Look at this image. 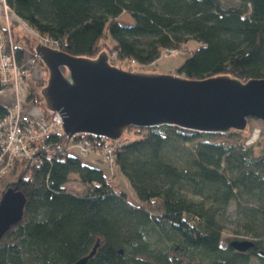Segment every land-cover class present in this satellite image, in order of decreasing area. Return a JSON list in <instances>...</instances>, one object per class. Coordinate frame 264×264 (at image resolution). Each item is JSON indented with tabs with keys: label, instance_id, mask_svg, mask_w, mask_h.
I'll return each mask as SVG.
<instances>
[{
	"label": "trees",
	"instance_id": "obj_1",
	"mask_svg": "<svg viewBox=\"0 0 264 264\" xmlns=\"http://www.w3.org/2000/svg\"><path fill=\"white\" fill-rule=\"evenodd\" d=\"M14 15L71 56L116 53L112 65L148 71L164 52H188L174 74L199 80L228 75L245 82L264 78V0H6ZM229 4V3H228ZM121 15L131 24L118 22ZM190 41L198 46L188 47ZM14 45L16 58L34 52ZM42 70H47L38 59ZM64 71V69H62ZM47 78V77H46ZM31 82L27 101L46 110ZM7 102L0 103V117ZM250 120H248V123ZM228 134L176 126L130 127L129 141L113 164L132 187L137 203L116 191L100 168L69 155L72 140L53 137L55 154L39 164L15 162L7 190L25 198L23 215L0 239V264H74L98 243L87 264H250L264 252V125ZM88 135H79L75 139ZM78 187L70 188V175ZM230 205L233 209L230 211ZM254 246L238 253L222 246L226 225ZM231 238H224L230 242Z\"/></svg>",
	"mask_w": 264,
	"mask_h": 264
},
{
	"label": "water",
	"instance_id": "obj_2",
	"mask_svg": "<svg viewBox=\"0 0 264 264\" xmlns=\"http://www.w3.org/2000/svg\"><path fill=\"white\" fill-rule=\"evenodd\" d=\"M34 52L47 70L39 94L46 110L61 116L67 138L88 135L115 140L130 127L164 125L225 135L244 131L248 120L264 125V78L242 82L217 75L193 80L117 67L108 61L106 51L87 58L36 43ZM24 201L22 194L10 189L1 196L0 239L22 218ZM228 246L246 253L254 243L234 239ZM97 247L98 243L74 264H87ZM257 255L264 260L263 251Z\"/></svg>",
	"mask_w": 264,
	"mask_h": 264
},
{
	"label": "built area",
	"instance_id": "obj_3",
	"mask_svg": "<svg viewBox=\"0 0 264 264\" xmlns=\"http://www.w3.org/2000/svg\"><path fill=\"white\" fill-rule=\"evenodd\" d=\"M10 12L12 10L8 7L6 0H0V15L4 16L5 21V27H0V100L4 99L7 102L5 113L0 117V179L7 176L15 162L31 166L41 163L44 154L46 159L53 156L55 148L49 146V141L53 137L67 138L58 112L43 115L39 109L27 101L31 81L35 79L31 67L37 62L39 56L32 52L24 54L20 60H17L8 20ZM36 35L37 43L58 49V43L55 40ZM169 53L175 54L176 51ZM115 59L116 53L108 55V61L111 64ZM122 62L134 63L129 59H124ZM29 109L36 110L37 114H29ZM77 136L79 135L67 139L72 140V145L76 146L81 153L87 154L91 150H96L102 154L104 160L111 163L115 150L129 141L123 136L115 140L95 136H81L75 139ZM256 139L257 136L252 135L247 138L246 145L253 144Z\"/></svg>",
	"mask_w": 264,
	"mask_h": 264
},
{
	"label": "rangeland",
	"instance_id": "obj_4",
	"mask_svg": "<svg viewBox=\"0 0 264 264\" xmlns=\"http://www.w3.org/2000/svg\"><path fill=\"white\" fill-rule=\"evenodd\" d=\"M236 2L238 3V0H222L223 5H225V6H227V5L236 6L237 5ZM11 14H12V12H10L8 20L10 22L12 21V24H13L12 30L14 31V42L17 43L19 46L24 47V49L27 51V50H29V47L27 46L26 42H24L23 39L27 38L29 41H32L35 38H37V35L30 28H28V26L24 22H22L21 20H18L16 18L14 19L13 15H11ZM2 18L4 20V16H2ZM13 20L15 23H13ZM118 22L121 24H131L132 20L130 18H128L126 15H121ZM197 46H198V43L195 41H190L189 45H188V47L191 50L196 48ZM188 56H189L188 52L176 51L175 54L164 52L161 55V57L159 58V60L157 61V64H152L151 68H149L148 71H145V72L174 73L173 72L174 68L177 65H179V63L182 62ZM121 64L125 67L123 69H126V68H128L127 67L128 64H131V63H125V62L121 61ZM31 70H32V72H34V75H35V79L31 81L33 83L40 76H43V77L45 76V78L47 77L46 71L42 70V68L38 62H36L31 67ZM36 107L40 108V106H36ZM247 129L250 131L248 138L255 134L257 136V139H258V137L261 133V128L258 125L256 120H250V122L247 124ZM122 136L124 138L129 139V137L131 136V132L124 133ZM68 152H69V155L74 156V157H78L82 161V163L87 164V165L94 167V168L102 169L108 178L111 177L110 183L112 184L113 188L116 191L125 192L127 194L128 200L130 202L137 203L136 195H135L132 187L130 186L129 182L127 181V179H125V177L120 173V170L118 169V167L116 165H114L113 163H111L109 161L104 160L102 157V154L100 152H98L96 150H91L87 154H83L74 145L69 146ZM7 177H8V174L5 178H7ZM6 180H3L0 182V188H2L3 185L6 184V182H7ZM67 186H69L70 188L78 187L76 174L70 175V180L67 183ZM232 209H233V206L230 205L229 210L231 211ZM231 228H232L231 224L228 223L226 225V229H225L224 234H223L222 246H226L229 243V242L224 241V238L230 237L231 238L230 240H234L236 238H232V237H238L230 231ZM250 264H264V262L260 261L259 258L254 257V258H251Z\"/></svg>",
	"mask_w": 264,
	"mask_h": 264
},
{
	"label": "crops",
	"instance_id": "obj_5",
	"mask_svg": "<svg viewBox=\"0 0 264 264\" xmlns=\"http://www.w3.org/2000/svg\"><path fill=\"white\" fill-rule=\"evenodd\" d=\"M11 15H13L14 19L16 18V19L20 20L19 18H17V17L14 15V13H12ZM13 23H15L14 20H13ZM10 24H11L12 37H13V42H14V31L12 30V29H13L12 21L10 22ZM0 27H1V28H4V27H5V22H4L3 18H2V16H0ZM23 40H24V42H25V38H24ZM14 44H15V45H18V44L15 43V42H14ZM18 46H19V45H18ZM3 100H4V99L0 100V103H1ZM28 112H29V114H32V115H33V114H34V115L37 114L36 110H33V109H29ZM104 174H105V173H104ZM112 174H113V173H112ZM105 175H106V174H105ZM108 176H109V175H108ZM109 179H111V177H109Z\"/></svg>",
	"mask_w": 264,
	"mask_h": 264
}]
</instances>
